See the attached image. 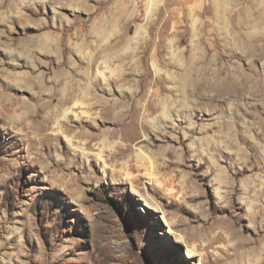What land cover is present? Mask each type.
<instances>
[{
  "label": "rangeland",
  "instance_id": "374dc122",
  "mask_svg": "<svg viewBox=\"0 0 264 264\" xmlns=\"http://www.w3.org/2000/svg\"><path fill=\"white\" fill-rule=\"evenodd\" d=\"M67 2L0 0V264H264V0Z\"/></svg>",
  "mask_w": 264,
  "mask_h": 264
},
{
  "label": "bare ground",
  "instance_id": "6f19581e",
  "mask_svg": "<svg viewBox=\"0 0 264 264\" xmlns=\"http://www.w3.org/2000/svg\"><path fill=\"white\" fill-rule=\"evenodd\" d=\"M68 0H60V3L63 5H66V4H68V2H67ZM70 1V0H69ZM71 4V3H70ZM70 4H68V5H70ZM78 4V3H77ZM47 25V24H46ZM100 27V26H99ZM96 29V28H95ZM69 30V29H68ZM64 32V31H63ZM95 32V31H94ZM100 32V31H99ZM108 33V32H107ZM95 34V33H94ZM106 34L105 33H101V41L99 42L100 44L101 43H103V44H99L98 46V48L96 49L97 50V55L95 56L94 55V57L93 58H91L90 60H88V62H87V66L88 67H93V65L95 64V62L97 63V61H98V58L99 57H101V56H110V54H112L111 53V48H110V46L111 45H109V43L107 42V40H106V36H105ZM108 36V35H107ZM113 36V35H112ZM29 42H28V44H26L25 46H24V51L25 52H27V56H28V53H32V54H35V53H42V55H46L45 53H48V52H50L51 51V49L52 48H57V42H56V40H54V39H52V38H50V37H48V36H43V38H39V39H34V38H30L29 40H28ZM117 41V40H116ZM87 44V43H86ZM86 44H85V46H86ZM24 45V44H23ZM80 45V44H79ZM114 45V44H113ZM84 46V45H83ZM80 47V49H81V47H82V45L81 46H79ZM112 47V46H111ZM114 48V47H113ZM86 49V48H85ZM85 49H82L81 50V52H82V55L83 54H85L84 53V50ZM143 52V51H142ZM88 53V52H87ZM96 53V52H95ZM31 54V55H32ZM90 54V53H89ZM131 54V53H130ZM20 55V54H19ZM34 57V56H33ZM80 57V56H79ZM124 56L123 55H116V58H119V59H124L123 58ZM102 58V57H101ZM32 59V58H31ZM84 59V58H83ZM110 59H111V57L108 59V63L110 62ZM112 59H114V56H112ZM35 60H38L39 61V58H37L36 59V57H35ZM87 60V59H86ZM32 61V60H31ZM30 60H28V62L26 61L25 63H26V65H29V62H31ZM37 61V62H38ZM82 61V60H81ZM102 61V60H101ZM112 62V61H111ZM35 63V62H34ZM33 63V64H34ZM60 63L61 64H63V63H65L64 61H60ZM60 63H58V65L60 64ZM102 63V62H101ZM32 64V63H31ZM32 64V65H33ZM42 64L39 62V66H41ZM101 65V64H100ZM34 66V65H33ZM33 68V67H32ZM107 69H108V64H107V67H106ZM61 75V77L62 78H64V77H66V76H68V72H64V73H62V74H60ZM10 76H11V78H10ZM9 78H10V81L8 82V87H14V86H17V87H20V88H24V89H31L32 88V83L31 82H34L33 81V78H32V76H30V74H26V73H23V74H13V75H9L8 76ZM53 82H60V78L58 79V80H54ZM184 82V81H183ZM94 82L92 81V79L90 78V80H88L87 82H86V84L84 85L83 83V85L84 86H82L81 85V87H79V85L78 84H76L75 83V86L73 87V90L74 91H76L77 92V90H82V97H83V102L82 103H84L85 104V106L84 107H86L87 109H97L99 106L101 107L100 108V112L101 113H105V112H107V114H112L113 113V111L115 110V107L117 106V104H116V102H111V101H106V102H103V100H102V102L103 103H101V104H98V98L94 95V96H92L91 95V93H90V91H91V89H92V87H93V84ZM37 84V83H36ZM38 84H39V88H42L44 85L39 81L38 82ZM73 84V83H72ZM55 85V84H54ZM72 91V90H71ZM65 94V93H64ZM67 95V94H66ZM71 97V96H70ZM70 97H64V98H62L61 99V102L60 103H62V104H64V103H69V101H71V99H70ZM151 97V96H150ZM123 98V97H122ZM166 99V98H165ZM158 100V102H156L155 100H150V99H148V100H146L145 102H146V105L149 107V108H147V110H148V112L147 113H149V110H150V108H152L153 106H155V107H159V108H162V110H163V112H168L169 110L168 109H170L169 108V102L167 101V99L166 100ZM187 100V99H186ZM86 102V103H85ZM172 102V101H171ZM118 103V102H117ZM121 103V102H120ZM119 104V103H118ZM180 104H182L183 106L186 104V101L185 100H181V103ZM75 105H76V102H75ZM171 105V104H170ZM138 106V105H137ZM140 106V105H139ZM187 106V105H186ZM135 108V107H134ZM133 109V108H132ZM131 110V109H130ZM137 110H139V109H137ZM141 110V109H140ZM126 111V110H125ZM132 111V110H131ZM155 111V110H154ZM119 112V111H118ZM134 112L135 113H137L135 110H134ZM124 113V112H123ZM169 113V112H168ZM138 115V114H137ZM146 115V114H145ZM162 115V114H161ZM123 116V115H122ZM135 114L134 113H131V114H126L125 113V118H128V117H131V121L130 122H132V121H134L135 120ZM160 116V115H159ZM167 118V117H166ZM114 119V118H113ZM161 120V119H160ZM161 121H163V120H161ZM160 122V121H159ZM131 124V123H130ZM142 124V123H141ZM136 125V124H135ZM145 125V124H144ZM134 126V125H133ZM132 126V127H133ZM137 126L138 125H136V128H137ZM135 128V127H134ZM142 129V128H141ZM194 129H192V131H193ZM111 132V131H110ZM134 131H132L131 133H133ZM137 133H138V131H136ZM136 132H134V134L131 136V137H129V138H136V137H138L139 138V135L136 133ZM111 134H113V132H111ZM137 139V138H136ZM131 140V139H130ZM132 141V140H131ZM126 143V142H125ZM101 148L102 149H105V148H107V147H110V149H111V147H112V145L110 144V142L109 141H107V138L106 137H103V139L101 140ZM118 148V150L117 151H112L111 150V152H109L108 153V155L112 158V157H114V156H117V155H122V154H124L126 151H129L131 148H132V145L131 144H120L119 145V147H117ZM104 151V150H103ZM127 155H129V154H127ZM127 157V156H126ZM134 157H135V162L137 163L136 165H137V167L138 168H140L141 166H146L145 165V161L146 160H149V157H146L143 153H135V155H134ZM129 160H125L124 162H122V165H123V167L126 169L127 168V162H128ZM123 167H122V169H123ZM131 167H132V165H131ZM128 168H130V167H128ZM120 170V169H119ZM137 170V169H136ZM151 172V171H150ZM129 174V173H128ZM128 174H126V175H128ZM251 240V239H250ZM263 249V248H262Z\"/></svg>",
  "mask_w": 264,
  "mask_h": 264
}]
</instances>
